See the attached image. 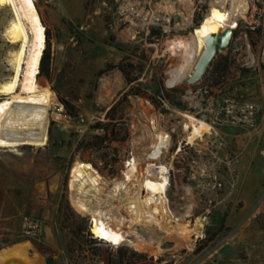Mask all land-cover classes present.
I'll return each instance as SVG.
<instances>
[{
  "label": "rangeland",
  "instance_id": "374dc122",
  "mask_svg": "<svg viewBox=\"0 0 264 264\" xmlns=\"http://www.w3.org/2000/svg\"><path fill=\"white\" fill-rule=\"evenodd\" d=\"M34 1L51 34V75L43 80L47 85L39 88L42 91L36 96L0 94V136L4 141L0 147V214L8 218L0 220V234L7 224L17 239L25 217L35 223L41 221L32 239L51 247V255H44L46 264H110L117 260L121 248L139 251L96 245L86 238L82 245L72 242L61 227L62 199L86 220V232L93 236L89 216L81 214L71 200L72 166L82 161L110 180L121 178L123 158L140 139L138 116L144 111L151 120L148 114L156 113L146 99L164 97L170 102L172 111L161 112V117L175 131L177 147L188 135L184 132V114L212 119L200 107H191L199 104L200 98H193L189 91L227 86L238 97L258 105L256 133L234 139L229 136L239 133L236 130L214 126L219 136L204 138L186 153L176 155V147L173 149L168 198L181 215H186L191 205V213L185 217L191 226H187L194 229L196 221L204 218L203 230L199 235L192 233L187 241L156 233L153 236L160 237L171 250L139 252L147 254L148 264H264V229L260 226H264V64L259 56L264 0H252L251 12L240 20L239 32L247 37L239 35L235 41L231 49L235 63L219 84L214 85L210 70L196 85L186 80L173 88L171 79L187 63V54H171L176 49L170 43L176 38L185 40L194 32L207 15L211 0H191V17L181 0ZM12 18L10 7L0 6V86L13 75V55L18 49V44H11L5 35ZM259 26L261 34L255 32ZM153 28L159 29L160 35L151 41ZM128 64L135 66L132 76L137 79L131 84L120 69ZM115 74L121 76L124 85L109 104H102L99 97L108 91L103 82ZM50 92L52 106L51 98L48 105L43 96ZM61 100L75 111L68 112ZM115 105H119L118 116L129 132L128 140L114 142L101 151L79 148L84 139L97 135L92 127L104 122L106 112ZM3 129L17 143L7 145ZM213 235L215 238L204 246ZM26 243L5 250L20 244L27 248Z\"/></svg>",
  "mask_w": 264,
  "mask_h": 264
},
{
  "label": "bare ground",
  "instance_id": "6f19581e",
  "mask_svg": "<svg viewBox=\"0 0 264 264\" xmlns=\"http://www.w3.org/2000/svg\"><path fill=\"white\" fill-rule=\"evenodd\" d=\"M181 2L185 13L191 17L192 1ZM0 6H8L12 11L13 18L5 30V35L11 44H18L13 55V75L0 86V94L11 95L12 98L36 96L37 77L46 48V28L34 0H0ZM251 9L249 0H211L207 15L194 32L185 40L176 38L170 43L176 49L171 54H187V63L176 75L171 76L172 79L170 77V84L179 85L193 74L195 64L206 47V36L222 32L228 26L239 27L238 21L245 19ZM231 43L230 38L228 44ZM104 81L103 88L108 91L100 95L99 102L107 105L123 87L124 82L119 74ZM50 95L51 93H43L48 105ZM148 116L151 120L141 111L137 118L138 129L144 142L143 152L152 149L149 160L159 165L157 172L152 171L150 165L141 167L140 163H135L121 178L108 181L91 164L76 161L71 169L69 189L74 206L81 214L93 219L91 232L103 244L116 249L127 246L160 254L169 252L172 247L161 241L160 237L139 234L136 232L137 226L155 234L163 232L167 236H177L180 240L187 241L192 233L199 235L198 231H201L205 220L200 218L196 221V228L191 229L187 226L190 222L187 223L185 217L191 213L192 206L187 207L186 215L179 214L172 207L168 198V169L161 165V160L167 158L166 152L173 147L174 139L163 125L164 120L159 113H149ZM185 119V130H190L187 136L190 143L212 130L210 124L192 115H186ZM140 158L142 161L144 155H140ZM12 250L17 255L28 254L24 245L16 246ZM8 252L9 250L1 253L0 264H6Z\"/></svg>",
  "mask_w": 264,
  "mask_h": 264
},
{
  "label": "trees",
  "instance_id": "16d2710c",
  "mask_svg": "<svg viewBox=\"0 0 264 264\" xmlns=\"http://www.w3.org/2000/svg\"><path fill=\"white\" fill-rule=\"evenodd\" d=\"M112 1L114 2L115 0ZM261 30L262 27L259 26L256 28L255 32L261 34ZM159 35H160V30L153 28L149 39L152 41L155 36H159ZM248 37L253 41V33L251 30H248ZM50 40H51V34L50 31L47 29L46 30L47 45L41 59L40 72L36 82L37 93H40L42 91V89L40 90L39 88L43 87L44 85H47L43 80L44 79L49 80L51 75L52 58L50 52V42H49ZM234 63L235 60L232 56L231 50L227 55L220 54L218 56V58L213 63L210 74L215 81L214 85L219 84L226 77V75L229 73ZM120 69L123 72L129 84L137 80L132 76V73L135 69V66L133 64L120 66ZM61 102L68 112L73 113V111H75L74 106H72L70 103L64 100H61ZM52 104H53V99L51 93V106ZM118 114H119V105H115L114 107L109 109L106 112L105 121L98 122L95 126L92 127L93 130L103 129L105 131V134L103 136L93 135L84 139L82 142H80L79 148L90 151H101L110 148L111 144L114 142H126L129 138V132L125 126V123L122 122L123 119L122 116H118ZM1 133L2 135L5 136L7 145L12 143H17L10 136V134L6 129H3ZM3 145H4V141H2V136H0V147H2ZM103 157L104 159H106L107 156L105 155ZM94 166L97 167L96 165ZM59 212L63 217L61 220V227L63 230L68 231V233L71 235V240L74 244L82 245L84 243L83 238L89 239L88 242L92 244H96V245L103 244L102 242L93 239V237L89 234V232L88 233L86 232L87 230L86 220L83 218H79L77 216V214L71 208L68 200L65 201H63V199L61 200L59 205ZM260 226L262 227V229H264V226L261 223ZM13 234L16 235L15 233H12L11 231H7V230L4 232V238L2 241H0L1 242L0 251L7 246L29 241L41 254L48 256L51 255L52 249L47 244L39 243L32 238L13 239L11 238ZM214 238L215 236L213 235L210 238L206 239L203 245L206 246ZM147 260H148V256L145 253L139 251H130L128 249L121 248L117 252V260L110 262V264H148Z\"/></svg>",
  "mask_w": 264,
  "mask_h": 264
},
{
  "label": "built area",
  "instance_id": "2783aa9c",
  "mask_svg": "<svg viewBox=\"0 0 264 264\" xmlns=\"http://www.w3.org/2000/svg\"><path fill=\"white\" fill-rule=\"evenodd\" d=\"M240 26V25H239ZM237 38L240 35L244 37H247V34L244 32H239V27L237 28ZM235 40V41H236ZM235 43V42H234ZM234 43L232 45V48L234 46ZM231 48V49H232ZM259 56L261 58V62L264 64V32L263 37L261 40V46H260V53ZM175 87L172 86V88ZM190 95H193V98H200L199 104H196L193 106L191 104V107L196 109L197 107H200L203 112L206 114L212 115V119H200L205 121L206 123L210 124L212 126V130L209 133H205L202 137L195 140L194 142L190 143L187 137L183 139L182 141L178 142L176 147V140H175V131L172 130V127H168L165 124V120L163 122V125L167 128L169 135L171 138L174 139V145L171 147L170 151L166 152V156L170 155L171 159H164L161 160V165H163L166 169H168V176L170 174V171L172 170V152L173 149L175 150V154L178 155L180 153H186L187 150L192 149L195 145L198 144V142L202 141L204 138H208L210 136L216 135L219 136V133L215 130L214 126H218L221 128H231L233 130H236L239 133H251L257 130L258 124H259V115H260V109L258 105L254 102L245 100L241 97H238L234 90L228 89L227 86H220L217 88H208L205 87L204 89H198L195 92L191 89ZM213 92V94H212ZM211 94L213 96H211ZM228 97H224V96ZM151 101L158 107L159 114L165 110H171V104L169 101H166L164 97L156 98L153 97ZM186 115H192L193 114H184ZM163 116V115H162ZM195 117V116H194ZM197 118V117H196ZM189 129L185 130L184 125V132L189 133ZM97 135L103 136L105 134V131L103 129L96 130ZM237 133V134H239ZM136 135V134H134ZM138 136L140 137V131H138ZM188 136V135H187ZM223 145V143H220ZM144 150V142L142 141L141 137L139 139V142L131 147L130 151L125 155L123 158L122 164H123V175H125V172L127 170H131L135 163H140L142 166H148L150 165V169L154 172H157L159 169V165L154 162L153 160H149L150 154L152 153V149H149L146 152H143ZM140 155H144V159L142 161L140 158ZM148 158V159H147ZM171 161V164L168 163V161ZM105 179L108 181L110 178L108 176L102 175ZM221 187V184H216L215 187ZM89 231L91 232V222L92 218L89 216ZM41 223V221H35L32 218L25 217L24 223L22 229L18 233V238H33L34 235H36L35 228L37 227L38 223ZM92 233V232H91ZM94 237V236H92ZM94 239L98 240L94 237ZM101 242V240H98ZM112 247V246H110Z\"/></svg>",
  "mask_w": 264,
  "mask_h": 264
},
{
  "label": "water",
  "instance_id": "95a60500",
  "mask_svg": "<svg viewBox=\"0 0 264 264\" xmlns=\"http://www.w3.org/2000/svg\"><path fill=\"white\" fill-rule=\"evenodd\" d=\"M249 1L252 5V0ZM239 25L240 21H238V26ZM237 28L238 27L233 28L232 26H228L222 32L209 34L208 36H206V47L195 64L193 74L190 75V77L187 79V84L196 85L202 82L209 74L210 70L212 69L213 63L218 58V56L222 53L230 52L232 45L237 38ZM230 38L232 40V43L228 44ZM145 103L149 105L156 113H159L158 107L151 100L146 99ZM201 229H203V227ZM137 230L138 232L146 234L149 237H152L155 234V232L152 233L151 230L144 229L142 226H137Z\"/></svg>",
  "mask_w": 264,
  "mask_h": 264
},
{
  "label": "crops",
  "instance_id": "0c3cea01",
  "mask_svg": "<svg viewBox=\"0 0 264 264\" xmlns=\"http://www.w3.org/2000/svg\"><path fill=\"white\" fill-rule=\"evenodd\" d=\"M256 133V131H254V132H251V133H239V134H235V135H232V136H229V137H233L234 139H238V138H241V137H250V136H253L254 134ZM228 136V135H227ZM264 154V153H263ZM2 194V193H1ZM23 195H25V193H23ZM25 197V196H24ZM8 218L7 217H4L3 215H2V213L0 214V220H4V221H6ZM5 228L7 227L6 226V224H5V226H4ZM3 227V230H7V231H11V229L12 228H4ZM12 233H15V231H11ZM3 238H4V232H2L1 234H0V241H2L3 240ZM11 238H16V236L13 234L12 236H11ZM28 243H26V245H27V255H17V254H14L13 253V248H15L16 246H19V245H16V246H14V247H12V248H9V249H7V250H9V252H8V255L9 256H7V259H6V264H46V262H44V260H45V257H44V255L43 254H41L35 247H34V245L31 243V242H29V241H27ZM21 245V244H20ZM49 246V245H48ZM50 247V246H49ZM7 250H5V248L4 249H2L0 252H4V253H6V251ZM35 256H40L41 258H42V260H39V259H37Z\"/></svg>",
  "mask_w": 264,
  "mask_h": 264
}]
</instances>
